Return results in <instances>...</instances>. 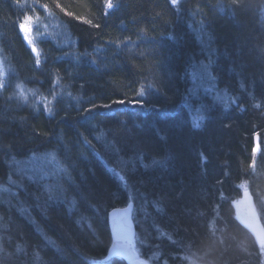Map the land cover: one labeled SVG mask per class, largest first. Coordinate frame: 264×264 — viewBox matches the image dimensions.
I'll return each mask as SVG.
<instances>
[{
    "label": "trees",
    "instance_id": "1",
    "mask_svg": "<svg viewBox=\"0 0 264 264\" xmlns=\"http://www.w3.org/2000/svg\"><path fill=\"white\" fill-rule=\"evenodd\" d=\"M107 1L0 0L13 77L59 88L46 113L0 88V264H126L105 257L129 203L149 264H264L230 205L248 188L264 225V0ZM42 17L61 36L33 57L20 29ZM199 67L225 99L190 89ZM37 154L57 173H12Z\"/></svg>",
    "mask_w": 264,
    "mask_h": 264
},
{
    "label": "rangeland",
    "instance_id": "2",
    "mask_svg": "<svg viewBox=\"0 0 264 264\" xmlns=\"http://www.w3.org/2000/svg\"><path fill=\"white\" fill-rule=\"evenodd\" d=\"M173 2V0H172ZM109 3L112 5V0L107 1V10L111 9L109 7ZM51 22V23H50ZM50 25L46 24L43 19L40 18H31V19H25L21 26V34L23 38H26L30 41L29 46H34L35 40L38 38H45L51 37L49 39L52 40V38L55 40L56 38H59L61 36V29L57 27L56 21L53 19L50 20ZM51 35V36H50ZM0 70H1V82H0V88L2 89L4 85L7 84V82H10L8 85V92L7 95L9 99L14 102L15 104L23 107H30L34 110H41L44 113L50 112L54 108L55 101L59 95L58 93V85L53 84L52 87L49 89L48 95H42L38 93L37 91H33L30 89H27L25 87H22L18 84L17 80L11 72L9 71V66L7 62L4 59V56L0 52ZM197 84L190 88H192L200 91L205 92L212 91L213 94L216 97H222L223 99L226 98L224 94H219L217 90H214L211 88L212 79H210L209 76H207L205 70H203V67L197 68ZM191 84L196 81L190 78ZM215 91V92H214ZM35 106V107H34ZM37 108V109H35ZM193 118L190 120V122L194 123L196 126L197 123L201 121L203 118V112L198 110V112L192 115ZM192 123V124H193ZM10 169L13 171L16 176H21L26 178L27 180H33L31 179V176L33 175L35 179L38 181L42 180L40 177H44L46 173L50 174L53 170L55 173H57V166L56 162L49 156V155H28L22 160H19L16 163H13L11 166H9ZM45 178V177H44ZM34 179V180H35ZM4 185L0 183V191L5 190ZM258 245L260 249L263 248L264 245V236L259 240ZM261 251V250H260Z\"/></svg>",
    "mask_w": 264,
    "mask_h": 264
},
{
    "label": "water",
    "instance_id": "3",
    "mask_svg": "<svg viewBox=\"0 0 264 264\" xmlns=\"http://www.w3.org/2000/svg\"><path fill=\"white\" fill-rule=\"evenodd\" d=\"M24 39L26 45H29L30 41L26 38ZM30 51L33 57L38 56V51L35 46H30ZM254 151L258 152L259 146L255 145ZM230 205L233 210L235 221L244 228L258 244L259 240L264 236V226L250 191H243L237 199L231 201ZM132 211V203L109 211L107 220L111 241L105 260L117 256L122 258L126 264H146L136 258L133 249L135 228L132 221Z\"/></svg>",
    "mask_w": 264,
    "mask_h": 264
},
{
    "label": "bare ground",
    "instance_id": "4",
    "mask_svg": "<svg viewBox=\"0 0 264 264\" xmlns=\"http://www.w3.org/2000/svg\"><path fill=\"white\" fill-rule=\"evenodd\" d=\"M42 19L45 21L46 24H48L50 22V20H51L50 18L48 19V18H45V17H42ZM21 23L19 24V26L21 25ZM50 23L48 25H50ZM44 38H45V36H44ZM201 121H202V119H201ZM201 121L199 123H197L196 126L200 125ZM194 123H195V121H194ZM253 144H254V146L255 145L259 146V138H258L257 135H254V137H253ZM132 213H133V211H132Z\"/></svg>",
    "mask_w": 264,
    "mask_h": 264
},
{
    "label": "snow or ice",
    "instance_id": "5",
    "mask_svg": "<svg viewBox=\"0 0 264 264\" xmlns=\"http://www.w3.org/2000/svg\"><path fill=\"white\" fill-rule=\"evenodd\" d=\"M173 2H175V0H173ZM109 7H112L111 3H109L108 5ZM156 163H159L158 161Z\"/></svg>",
    "mask_w": 264,
    "mask_h": 264
}]
</instances>
